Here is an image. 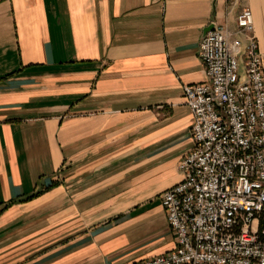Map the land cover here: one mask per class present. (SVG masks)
I'll list each match as a JSON object with an SVG mask.
<instances>
[{"label": "crops", "instance_id": "obj_1", "mask_svg": "<svg viewBox=\"0 0 264 264\" xmlns=\"http://www.w3.org/2000/svg\"><path fill=\"white\" fill-rule=\"evenodd\" d=\"M264 0H0V264H139L174 249L160 196L182 180L206 79L199 42Z\"/></svg>", "mask_w": 264, "mask_h": 264}, {"label": "built area", "instance_id": "obj_2", "mask_svg": "<svg viewBox=\"0 0 264 264\" xmlns=\"http://www.w3.org/2000/svg\"><path fill=\"white\" fill-rule=\"evenodd\" d=\"M199 58L205 81L181 87L192 117L183 177L160 196L175 246L139 264H264V75L251 10L237 12L234 31L213 22Z\"/></svg>", "mask_w": 264, "mask_h": 264}, {"label": "water", "instance_id": "obj_3", "mask_svg": "<svg viewBox=\"0 0 264 264\" xmlns=\"http://www.w3.org/2000/svg\"><path fill=\"white\" fill-rule=\"evenodd\" d=\"M211 29H212V24L209 25V27L207 28L206 31H209V30H211Z\"/></svg>", "mask_w": 264, "mask_h": 264}, {"label": "rangeland", "instance_id": "obj_4", "mask_svg": "<svg viewBox=\"0 0 264 264\" xmlns=\"http://www.w3.org/2000/svg\"><path fill=\"white\" fill-rule=\"evenodd\" d=\"M239 73H240V74L242 73V70H241V64H239Z\"/></svg>", "mask_w": 264, "mask_h": 264}]
</instances>
